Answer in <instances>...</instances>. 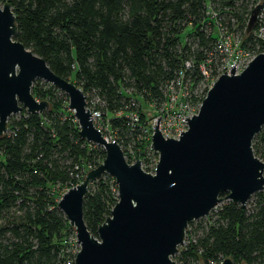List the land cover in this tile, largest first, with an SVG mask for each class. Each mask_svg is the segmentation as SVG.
<instances>
[{
	"label": "trees",
	"instance_id": "obj_1",
	"mask_svg": "<svg viewBox=\"0 0 264 264\" xmlns=\"http://www.w3.org/2000/svg\"><path fill=\"white\" fill-rule=\"evenodd\" d=\"M258 1L0 0V6L7 3L14 16L15 41L79 88L87 104L101 102L97 108L109 117L107 133L120 148L140 127L113 114L135 113L140 124L137 100L158 109L170 83L181 80L193 87L203 80L198 67L206 59L211 76L216 75L221 56L207 12L216 14L219 23L224 16L230 30L243 33ZM240 47L254 55L264 50L252 33L243 36ZM30 92L48 109L41 114L21 109L0 136V264H73L66 252L69 225L51 190L81 182L82 165L95 168L94 156L102 162L104 154L79 138L72 114L60 106L67 101L64 95L57 100L51 86L46 91L32 86ZM251 149L264 161V132L254 136ZM252 199L250 208L225 201L208 216L203 237L189 241L174 258L182 264L216 263L224 257L232 264L263 263L264 191ZM116 201L112 179L102 176L91 183L82 217L92 236Z\"/></svg>",
	"mask_w": 264,
	"mask_h": 264
},
{
	"label": "water",
	"instance_id": "obj_2",
	"mask_svg": "<svg viewBox=\"0 0 264 264\" xmlns=\"http://www.w3.org/2000/svg\"><path fill=\"white\" fill-rule=\"evenodd\" d=\"M262 3L250 11L245 34L260 14ZM15 19L7 3L0 6V136L7 120L21 109L41 114L45 101L31 95L35 80L55 88L67 100L78 136L101 148L102 162L66 190L56 208L74 231L78 250L73 264H175L187 223L206 217L222 199L244 207L264 189V162L253 155L251 143L264 126V50L238 73L230 67L220 74L195 114L183 118L186 129L176 139L163 138L158 120L150 137L157 155L153 174L139 161L127 164L114 141L106 142L94 127L85 98L73 83L54 75L45 62L14 40ZM103 175L113 179L117 201L95 237L86 229L82 202L88 185ZM200 264V263H199ZM232 264L224 257L221 263ZM244 264V263H240Z\"/></svg>",
	"mask_w": 264,
	"mask_h": 264
},
{
	"label": "built area",
	"instance_id": "obj_3",
	"mask_svg": "<svg viewBox=\"0 0 264 264\" xmlns=\"http://www.w3.org/2000/svg\"><path fill=\"white\" fill-rule=\"evenodd\" d=\"M261 1V2H260ZM262 3L260 14L256 18V22L254 27L252 28L251 32L253 37L257 40L261 41L264 44V0H259L258 3ZM207 15H209L212 19H214V25L216 28L215 31V51L222 57V59H225V66L222 68V70L216 72V75L213 77L211 76V73L209 71V67L211 64L210 59H206L204 62H202L199 65V72L203 80L210 81L211 83L214 82V80L223 72H228L230 67H233L235 64L236 72L238 73L240 70H238V63H241V69L246 66V64L252 59L248 58L246 59V54L244 51L245 49L240 47V43L236 42L232 36V34L218 21L217 15L213 12L209 11L207 12ZM234 42V44H233ZM234 46V48L232 47ZM234 49L235 54L234 58L231 56V49ZM185 69L189 68L188 62L184 64ZM180 78L182 77V73H179ZM213 78V80H212ZM185 84L182 83L181 80H178L174 83H170L166 89L165 92V102L163 103L162 111L160 114L154 115L152 117V120L149 122L148 126L146 128H142L141 130V141L146 144L147 149L151 150L150 147V137L152 135V129L153 126H155L156 118H159L158 120V131L160 135L163 138H172L176 139L179 137V134L182 133L186 129V124L183 120V118H187L192 116L188 112V103H187V93L185 92ZM173 88L175 89L174 93H170L167 98V91H172ZM86 103V102H85ZM101 106V102L97 99L91 100L88 104L86 103V109L90 113L91 121L94 125V127L102 134L103 138L106 142L108 141H114L113 138L109 135L106 136L105 133L108 131V115L105 113H102L100 109L97 108V105ZM199 106V104H198ZM113 118L120 119L122 117L127 118L130 122H137L138 116L135 113H128L125 115L122 111H118L112 116ZM172 119L174 123H168V119ZM172 121V122H173ZM6 133V132H5ZM104 134V135H103ZM153 152V151H152ZM123 154V153H122ZM123 158L127 164H132L135 161H139L140 168L144 172H148L149 174H153V170L155 167L156 160L153 161L152 167L149 171L146 170V168H143V159H144V153L143 155H138L135 158H132L131 160L127 159L126 156L123 154ZM221 261L217 262L220 263ZM210 262L209 264H217Z\"/></svg>",
	"mask_w": 264,
	"mask_h": 264
},
{
	"label": "rangeland",
	"instance_id": "obj_4",
	"mask_svg": "<svg viewBox=\"0 0 264 264\" xmlns=\"http://www.w3.org/2000/svg\"><path fill=\"white\" fill-rule=\"evenodd\" d=\"M259 3H257V4H259ZM220 20H221V23H223L226 26V29L232 34L234 40L241 44V42L243 40V36L248 35V34H245V30L243 33L239 32V31L235 32L233 30H230L231 26L229 23H224V22H226L225 21L226 18L224 16H221ZM233 44H234V42H233ZM232 47L234 48V46H232ZM233 48L230 50L232 58H234L233 56L235 54V51ZM244 53L246 54V57H245L246 59L252 58L253 56H255L251 52L244 51ZM225 62H226V60L222 59V57H221L220 61H218L217 65L215 66V71L218 72V71L222 70V68L225 66ZM241 63L242 62L238 63V70H241ZM212 80H213V78H212ZM211 84L212 83L210 81L202 80V81L198 82L193 87H191V85L188 83H186L184 85L185 92L187 93L186 99H187V103H188L189 114L192 113L191 115H193L196 113L197 108H198V104H200V101L204 98V95H205L206 91L210 88ZM32 86H35L38 90H41V91H46V89L48 87H50V85H48V84H46L40 80H35L33 82ZM171 92L174 93L175 89L173 88L172 91H169V90L167 91V98ZM60 95H61L60 92L56 93L57 100H61ZM65 99H66V97H65ZM36 101H38V100H36ZM136 102H137L136 106H137L138 111L142 117V123L138 124L139 120H137V122H131V126L133 128H136V126H139L140 128L137 129V132L139 131V133L136 134L135 138L130 139L129 142L126 144V146L122 145L120 147V150L123 152V154L126 156V158L127 159L129 158L130 160L132 158H135L136 156L140 155L139 153H144L143 168H146V170L149 171L152 167L153 161L157 159V155L154 152L148 150L146 147L147 145L141 141V138H140V136L142 135L141 130H142V128H146L148 126L149 122L152 120V117L154 115L161 113V111H162L161 109L163 107V104L158 109H155L152 105L147 104L140 99L137 100ZM60 106L62 108H65V114H66V112L71 113L70 111L67 110V107H66L67 101L61 102ZM49 108H50V106H49ZM17 116H18V114L10 116L7 120V124L9 122H11L12 120H15L17 118ZM172 121L173 120L169 118L167 122L169 124L174 123V121L173 122ZM7 124H6V126H7ZM260 132H264V126L261 128ZM105 135L109 136L108 133H105ZM94 147H96V146H94ZM261 152H262V150H261ZM92 161L99 163V164L101 163V159L98 156H94V159ZM91 169H93V168L89 167L87 164L86 165L83 164L82 169H81L82 170L81 171L82 176H84L85 173ZM103 176L112 179L111 177H109L107 175H103ZM79 183H77V184H79ZM77 184H75V185H77ZM90 186H91V183L88 185V189ZM66 190L67 189H65L64 186L53 187L51 192L53 193L54 201H58V199L61 197V195L63 193L66 192ZM263 191H264V189H263ZM223 198H225V195L220 197V199H222L220 201V203L212 211H210L206 217H203V218L196 220V221H191L192 223L185 230L186 233L184 234L183 244L180 247H178L177 250H179V249L182 250L189 243V241H196L197 239L203 237L204 231H206L205 228L207 226L208 218H210V217L212 218V216H210V215L213 214L214 212H216L219 209V207L222 204H224L225 201H227L226 199H223ZM252 202H253V199L251 196L246 203V208L252 207ZM208 216H210V217H208ZM197 226H199V228H196ZM66 246H67V248H66L67 254L74 257V255L76 254V252L78 250V247L75 244L74 231H73L72 227H70V226H69V234L67 235V238H66ZM174 256H177V254H175ZM172 260L174 261L175 264H182L181 261L176 260L174 257L172 258ZM222 260L223 259H221L219 261L222 262ZM188 264H198V263L197 262H192V263L189 262ZM255 264H264V261H263V263H255Z\"/></svg>",
	"mask_w": 264,
	"mask_h": 264
}]
</instances>
